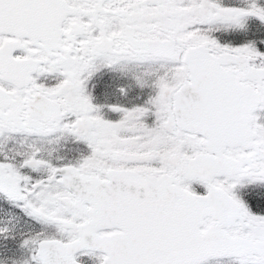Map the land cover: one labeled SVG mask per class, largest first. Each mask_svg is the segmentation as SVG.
Masks as SVG:
<instances>
[{
  "label": "snow or ice",
  "instance_id": "6c2138e0",
  "mask_svg": "<svg viewBox=\"0 0 264 264\" xmlns=\"http://www.w3.org/2000/svg\"><path fill=\"white\" fill-rule=\"evenodd\" d=\"M0 264H264V0H0Z\"/></svg>",
  "mask_w": 264,
  "mask_h": 264
}]
</instances>
